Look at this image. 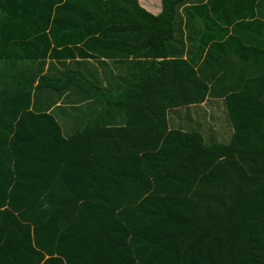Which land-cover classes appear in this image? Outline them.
Here are the masks:
<instances>
[{
	"label": "trees",
	"instance_id": "obj_1",
	"mask_svg": "<svg viewBox=\"0 0 264 264\" xmlns=\"http://www.w3.org/2000/svg\"><path fill=\"white\" fill-rule=\"evenodd\" d=\"M0 264H264V0H0Z\"/></svg>",
	"mask_w": 264,
	"mask_h": 264
},
{
	"label": "crops",
	"instance_id": "obj_2",
	"mask_svg": "<svg viewBox=\"0 0 264 264\" xmlns=\"http://www.w3.org/2000/svg\"><path fill=\"white\" fill-rule=\"evenodd\" d=\"M140 5L149 13L158 16L161 13V9L158 8V0H138ZM161 2V0H160ZM211 102V103H210ZM208 107H207V111H208V115H207V122H205V125L207 124V127L212 126L214 128V132L215 134L218 136V138L224 136L226 140V142H228L230 140V137L232 135V128L230 127L231 124L228 120V118H226V112H225V108H224V104L223 102L220 100H214V101H209L207 103ZM210 105V106H209ZM202 107V106H201ZM206 108V107H205ZM201 114H202V110H200ZM184 114H182V119H184ZM195 120L197 118H194ZM193 119V120H194ZM209 120H214L213 122H209ZM204 126V127H205ZM206 127V128H207ZM225 128H227L225 130ZM229 134V137H225V134ZM223 138V137H222Z\"/></svg>",
	"mask_w": 264,
	"mask_h": 264
},
{
	"label": "rangeland",
	"instance_id": "obj_3",
	"mask_svg": "<svg viewBox=\"0 0 264 264\" xmlns=\"http://www.w3.org/2000/svg\"><path fill=\"white\" fill-rule=\"evenodd\" d=\"M159 2H158V8L159 9H161V2H160V0H158ZM206 107V108H205ZM207 107H208V105H207V103H204L203 105H202V110H203V112H204V114L203 115H205V113H207V115H208V111H207ZM204 117V116H203ZM214 120H209V122H213ZM214 123V122H213ZM207 124H208V122H207ZM206 124V125H207ZM209 126H210V124H209ZM206 134H207V132H206Z\"/></svg>",
	"mask_w": 264,
	"mask_h": 264
}]
</instances>
